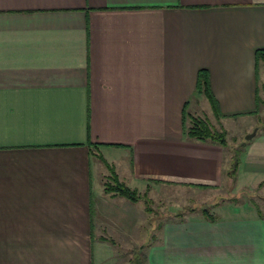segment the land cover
<instances>
[{"label": "crops", "instance_id": "obj_1", "mask_svg": "<svg viewBox=\"0 0 264 264\" xmlns=\"http://www.w3.org/2000/svg\"><path fill=\"white\" fill-rule=\"evenodd\" d=\"M263 48L264 0H0V264H117L122 238L145 264H264L263 209L216 201L231 155L184 122L186 107L255 128ZM101 156L130 187L209 201L213 218L195 206L155 223L143 200L105 192ZM238 172L264 180V132Z\"/></svg>", "mask_w": 264, "mask_h": 264}, {"label": "rangeland", "instance_id": "obj_2", "mask_svg": "<svg viewBox=\"0 0 264 264\" xmlns=\"http://www.w3.org/2000/svg\"><path fill=\"white\" fill-rule=\"evenodd\" d=\"M260 98L262 102L260 103V115L257 119V125L255 128L250 130L249 132L246 131L247 127V120L245 121H238L234 124V126L230 125L228 127L223 125H218L217 123H212V125L216 128L221 130L222 128L227 130V139L229 142V145L227 146L229 154L231 155V165L229 167V170L227 172V175L229 178H231V184L229 185L227 191H225L221 198H217L216 201L222 199V198H228V199H241V200H248L252 199L259 207H261L264 211V180H256L252 179L250 176L242 178L239 174V169L235 174H231V168L233 164L234 159V150H240L241 157L243 152L246 149V146L250 140L246 139V136L253 132L255 129H257V132L263 133L264 132V75H262V81L260 83ZM258 126V127H257ZM257 127V128H256ZM141 192V191H140ZM148 193V191H146ZM157 192V191H156ZM191 192V191H190ZM145 192H142L144 194ZM167 191L165 189H161L157 195H153L151 198L149 194L148 200L142 198L145 206L146 211L148 214L153 215L154 222L156 223L159 220L166 219L170 216H176V215H182L184 212H190L193 211L194 207L197 206V208H200L203 212V209H207L209 212L212 209V204H210L209 201H201L196 200V198L192 200H186L187 202L182 201V194L175 193V196H173L174 200L170 199L167 200V198L162 197V195H165ZM155 194V193H154ZM160 194V195H159ZM159 195V196H158ZM186 195V193H185ZM191 194H189L190 196ZM201 198V196H199ZM178 201H181L178 202ZM197 202V203H196ZM214 202V201H213ZM152 225V224H151ZM116 244V241L114 239H111ZM146 243V240H145ZM119 250L117 251V257L119 259V262L117 264H145V250L141 251L139 250L141 247V244L135 245L129 240H126V238H122V242L120 243ZM144 245V244H143ZM112 261V260H111Z\"/></svg>", "mask_w": 264, "mask_h": 264}, {"label": "trees", "instance_id": "obj_3", "mask_svg": "<svg viewBox=\"0 0 264 264\" xmlns=\"http://www.w3.org/2000/svg\"><path fill=\"white\" fill-rule=\"evenodd\" d=\"M256 59H257V67L260 62L264 63V48L257 50ZM197 90L206 93V95L209 97L211 101L212 108L215 112L217 119H220L221 114L219 111V105L210 90L209 73L207 72V70L204 69L200 70ZM261 102L262 100L257 93V103L260 104ZM186 120H190V125L186 126ZM184 122H185V134L188 139L198 140V141H209L220 144L225 147L229 145L226 129L224 128H222L221 130L216 129L207 117H200L189 114L186 110V107L184 108ZM241 153L242 152L240 150H236V149L234 150V156H233L234 159L231 168L232 175L235 174L239 169L241 163ZM101 158L105 161V163L107 164L110 170V174L108 175L107 180L105 181L106 193H111L113 195H121L128 198L131 201H139L142 198L148 200L147 192L142 194V192H140L137 188H132L129 185H127L125 182L121 181L115 168L112 165H110L104 159L103 156H101ZM203 212L205 216L209 218H213V216L209 213V211L206 208L203 209ZM111 241L114 242L113 240Z\"/></svg>", "mask_w": 264, "mask_h": 264}, {"label": "water", "instance_id": "obj_4", "mask_svg": "<svg viewBox=\"0 0 264 264\" xmlns=\"http://www.w3.org/2000/svg\"><path fill=\"white\" fill-rule=\"evenodd\" d=\"M257 133V129H255L253 132L249 133L247 136H246V139L247 140H250L252 139Z\"/></svg>", "mask_w": 264, "mask_h": 264}]
</instances>
